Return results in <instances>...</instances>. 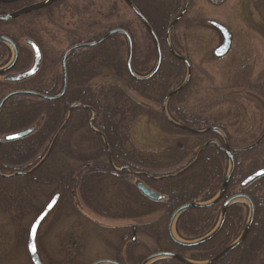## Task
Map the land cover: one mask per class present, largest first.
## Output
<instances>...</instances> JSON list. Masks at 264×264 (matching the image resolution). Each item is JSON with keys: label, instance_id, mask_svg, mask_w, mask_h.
Wrapping results in <instances>:
<instances>
[{"label": "trees", "instance_id": "obj_1", "mask_svg": "<svg viewBox=\"0 0 264 264\" xmlns=\"http://www.w3.org/2000/svg\"><path fill=\"white\" fill-rule=\"evenodd\" d=\"M34 1L23 0L13 4L0 3V15L15 12L26 6V4L34 3ZM65 1L67 0H61L50 8L24 16L18 20L0 23V34L10 37L20 49V60L14 71L26 70L32 59V53L24 41H20L18 36L14 35V32H6L5 27L16 26L25 19L52 15L55 8ZM131 1L147 19L159 41L162 62L156 75L149 81H138L130 75L127 67V57H125L126 51L128 54V44L126 38L120 34L113 36L99 46L80 51V54H76L68 63L69 89L63 99L48 102L19 96L13 98L2 110L0 114V135L5 136L32 126H36L37 129L23 140L5 143L0 147V172L6 175L14 172H25L38 163L37 159L43 158L47 152L46 147L51 145L55 135L64 123L69 106L77 102L82 106L90 107L95 112L94 126L104 134L111 149L114 164L118 167H130L136 172H142L153 178H161L155 181L148 177L138 179H142L148 187L162 194L164 200L162 202L151 201L142 196L134 186L123 182L121 177L127 174L126 171L119 173L117 178L113 177L110 164L103 159L104 155L107 156L103 141L99 135L93 133L94 138L100 142L101 149L96 152L88 150L81 154L80 158L75 161L79 164L68 170L66 182L57 176L47 175L49 167L47 163L31 176L15 179L0 177V203L2 200L6 207L11 206L9 199L5 202V189L15 185L17 179H25L27 183L34 181L38 186L56 185L57 190H62L63 197L70 196L72 200L80 197L85 206L90 208V211H95L98 204L96 193L98 185L108 180L116 181L117 179L116 182L119 186L127 185L129 194L133 197V204L145 207L148 210L149 217H154L148 226V238L154 241L156 249L149 248L148 254L169 252L179 254L195 262L208 261L239 237L247 221L246 210H248V206L246 204H233L228 210L226 221L220 233L213 240L196 248L186 249L175 245L170 240L167 229L165 232H157L155 235L150 232V229L154 226L167 225L172 214L180 207L190 203H207L217 195L229 168L227 156L221 150V148H224L226 138L235 159V171L224 199L240 194L250 197L255 207V219L246 241L219 264H264V261L260 263L259 260V253L264 250V178H260L246 187L241 186L242 181L247 176L264 166V133L258 141L250 146L235 148L232 145L231 134L225 126L216 121L209 123L210 121L198 116L189 107L183 105L182 102L186 99L192 87L190 81L180 94L169 100V116L176 123L193 130L214 127L221 132H210L207 135L195 136L193 137L195 139L193 145L181 146L175 151L168 150L167 153L171 161L168 164L145 160L135 153L133 148L131 150L126 149L125 145L129 142L130 134L125 132L126 134L123 135L124 131L122 130L123 127L128 131L129 125L137 117L146 116L149 118V116H156V118L150 119H154L159 123L160 129L164 133L186 137H189V135L169 124L162 109L157 112L134 102L124 86L112 84L98 88L97 91L93 90L94 87L91 84L93 79L103 76L113 77L122 81L140 97L151 102L158 101L157 103L162 108L168 94L178 89L184 82L182 78L186 67L183 62L177 60L171 54L166 34L169 24L180 14L186 0H165L159 10L154 6L157 0H147L146 4L139 0ZM251 5L254 10L261 12L264 21V0H252ZM182 21L172 31L171 43L176 53L185 57L191 64L190 59L180 51V44L175 36V32ZM113 29H123L129 34L133 45V71L140 77L148 76L157 63V52L148 32L150 46L146 48L145 53L139 54L137 34L130 24L112 26L106 32ZM23 35L34 41L36 40L35 35L29 30H25ZM99 38L79 41L76 44L93 42ZM38 44L42 49V45L39 42ZM42 53L44 67L38 76L19 84H9L0 80V90L9 93L18 90H33L50 96L59 94L61 74L54 72V68H52L53 64L56 63H47L51 58L49 53L44 49H42ZM11 57V49L5 44H0V68L9 62ZM48 74H52L53 84H47L45 81ZM156 93L158 100L153 98ZM127 101L134 106L132 108L129 106L126 109L125 103ZM12 112L14 114H11ZM91 116L92 114L88 109L81 107L76 108L73 112V117L83 120L84 124H88ZM72 126L70 123L68 128L60 135L49 158L50 161L62 153L61 145L65 144V136ZM202 149L203 151L197 163L185 174L170 179L162 178L182 171ZM168 169L172 171H166ZM221 209L222 205L220 204L209 209L189 210L183 213L176 223L178 236L185 241H194L208 235L216 227ZM94 213L97 214V212ZM130 246L122 250V256L118 257L119 264H140L146 259V257L135 258L134 253L130 252ZM132 247L134 249L132 251H135L137 246L132 245ZM131 255L132 257H130ZM154 264L181 263L173 259H162Z\"/></svg>", "mask_w": 264, "mask_h": 264}, {"label": "rangeland", "instance_id": "obj_2", "mask_svg": "<svg viewBox=\"0 0 264 264\" xmlns=\"http://www.w3.org/2000/svg\"><path fill=\"white\" fill-rule=\"evenodd\" d=\"M139 1L146 4L147 0ZM164 1H156L154 6L157 10L162 8ZM251 4L252 0H191L189 11L175 32L179 49L190 59L192 66V87L183 105L209 123L216 121L225 126L235 148L250 146L264 133V21L261 12L254 10ZM210 20L225 25L233 35L231 51L224 58L217 59L213 55L222 44V37L208 25ZM120 24L132 26L137 34L139 54L145 53L150 46L147 32L121 0H67L57 6L52 15L25 19L4 30L14 32L20 41L28 39L23 35L25 30L33 33L35 41L51 57L47 63H56L52 68L61 74V59L67 48L79 41L97 39L108 28ZM28 66H31V61ZM186 78L187 68L182 81L185 82ZM46 81L50 84L52 77L49 75ZM91 84L94 91L112 84L124 86L137 104L157 112L162 109L158 101L151 102L140 97L113 77H97ZM8 93L0 90V101ZM153 98L158 100L157 93ZM125 104L126 109L134 106L128 101ZM150 118L156 116L137 117L129 125L128 131L122 127L123 135L125 132L130 134L129 142L125 145L127 150L133 148L145 160L168 164L171 162L168 150L175 151L181 146L194 144V138L164 133L159 123ZM73 125L65 136V144L61 145L62 153L47 162V175L57 176L64 182L68 170L79 164L75 161L81 154L101 149L88 124L76 118ZM48 149L49 146L46 151ZM40 158L37 160L40 161ZM103 159L108 160L105 155ZM57 188L56 185L38 186L34 181L27 183L25 179H17L15 185L5 189V202L9 199L11 206L6 207L1 200L0 264H32L27 252L29 229L57 193ZM102 188L100 197L97 193L99 203L95 211H90L80 197L76 200L70 196L61 198L39 230L37 245L44 264H95L119 257L116 248L123 231L115 227H123L131 222L98 217L94 212L103 209L110 213L118 209L113 213L120 215L129 205L118 199L119 191L112 182L106 181ZM241 203L249 206L245 201ZM249 215L248 207L247 220ZM153 218L149 217L148 222L151 223ZM166 229L167 225H159L152 227L150 232L155 235ZM174 237L180 240L175 231ZM140 240L144 246L135 250V258L147 257L150 255L147 253L149 248L156 249L152 239L141 236ZM259 254L261 263L264 261V250Z\"/></svg>", "mask_w": 264, "mask_h": 264}, {"label": "water", "instance_id": "obj_3", "mask_svg": "<svg viewBox=\"0 0 264 264\" xmlns=\"http://www.w3.org/2000/svg\"><path fill=\"white\" fill-rule=\"evenodd\" d=\"M20 0H0L1 4H13L16 3ZM60 0H45L42 1L38 4H34L28 7H24L14 13L8 14V15H4V16H0V23H8L11 21H14L18 18H21L25 15H29L38 11H41L43 9L49 8L52 5L56 4L57 2H59ZM125 2V4L132 10V12L136 15V17L141 21V23L143 24V26L145 27V29L147 30V32L149 33V35L151 36L152 40L154 41V45H155V49L157 51V64L156 67L154 68V70L152 71L151 74H149V76L147 77H138L136 76V74L133 71L132 68V57H133V45H132V41L131 38L129 37V35L121 30V29H115L112 30L110 32H108L107 34H105L102 38H100L99 40L92 42V43H86V44H80L77 46L72 47L71 49L68 50V52L65 54V56L63 57V61H62V71H63V88L61 90V93L56 96V97H50V96H46V95H42L40 93H36V92H32V91H17V92H12L10 94H8L6 97L3 98V100L0 102V113L3 109V107L7 104V102H9L11 99L18 97V96H29V97H36L42 100H46V101H57L59 99H61L65 94H66V90H67V80H68V74H67V65H66V61L67 58L69 57V55L75 51L81 50V49H87V48H92V47H96L99 46L101 44H103L104 42H106L108 39H110L111 37H113L114 35H118L121 34L123 36L126 37L127 42H128V59H127V67H128V71L130 73V75L138 80V81H149L151 80L156 73L159 71L160 66H161V62H162V54H161V49H160V45H159V41L152 29V27L150 26L149 22L147 21V19L139 12V10L136 8V6L133 4V2L131 0H123ZM190 1L191 0H186L185 6L183 8V10L181 11V13L171 22V24L168 27L167 30V43L169 45V49L171 54L173 55L174 58H176L177 60L183 62L186 67H187V78L185 80V82L183 83V85L178 88L177 90L171 92L165 99L164 102V106H163V111H164V116L166 118V120L172 124L173 126H175L176 128L191 134V135H196V136H200V135H204L207 132L210 131H216L217 129L212 128V129H208L205 131H196V130H192L190 128H187L183 125H180L176 122H174L169 116L168 113L166 111V104L168 102V100L181 93L185 87L187 86V84L190 81L191 78V68H190V64L188 62L187 59H185L184 57L178 55L174 48L172 47L169 37L170 34L172 32V30L180 23V21L183 19V17L185 16V14L188 11L189 5H190ZM210 26H212L213 28H215L222 36V44L220 47H218L215 51H214V56L216 58H223L225 57L231 50L232 47V34L230 33V31L228 30V28L224 25H222L221 23H218L216 21H210L209 22ZM0 43H4L7 44L9 46L12 47L13 52H14V57H13V61L5 68L0 69V77L3 76L4 80L6 82L9 83H19V82H23L26 80H29L31 78H33L35 75H37L41 69L42 66V55H41V50L40 47L32 40L27 39L25 41V43L30 46V48L33 51L34 54V62L33 65L30 69H28L27 71L21 72V73H17V74H12V70L14 69V67L16 66L18 60H19V50L17 45L8 37L6 36H0ZM81 108L84 109H89L91 110L89 107H84L82 105H78ZM75 106H72L70 108L69 111V116L68 119L66 120V123L64 124V126L60 129V131L57 133L55 139L53 140V143L47 153V155L45 156V158L35 167L33 168L31 171H27V172H19L16 173L12 176H6L3 175L2 173H0L1 177L4 178H15V177H20V176H29L31 174H33L34 172H36L48 159V157L50 156V154L52 153L56 142L60 136V134L62 133V131L64 130V128L67 126L71 116H72V110ZM95 120V115L93 117V119L90 121L89 126L90 129L93 130L95 133L99 134L100 136L103 137L102 133H100L99 131H97L94 127H93V123ZM35 131V128H28L26 130L23 131H19V132H15L9 135H6L5 137H1L0 136V147L3 143H9V142H15V141H20L24 138H26L27 136H29L30 134H32ZM104 139V137H103ZM105 145H106V141L104 139ZM107 151H108V155L109 158L111 160V155H110V149L108 148V146H106ZM222 151L226 154L228 161L230 163V169L229 172L227 173L223 185L221 187V189L219 190L218 194L216 195V197L214 198V200H212L209 203L206 204H199V203H190V204H186L184 206H182L181 208H179L172 216L170 224H169V236L171 238V240L178 245L179 247L182 248H187V249H191V248H196L199 247L201 245H204L206 243H208L209 241L213 240L222 230L224 223L226 221V217H227V212L229 207L234 204L236 201L238 200H246L249 205H250V215L249 218L247 220V223L243 229V232L241 233V235L239 236V238L234 241L232 244H230L225 250H223L220 254H218L216 257L205 261V262H194V261H190L186 258H184L183 256L177 255V254H169V253H160L158 255L152 256L150 257L146 262H144L143 264H149L152 261L158 260V259H163V258H169V259H173L181 264H219L220 262H222L226 257H228L231 253H233L236 249H238L248 238L250 232H251V228L253 226L254 223V219H255V207L253 204V201L250 199V197H247L246 195H237L231 199H229L223 206L222 211H221V216H220V221L219 224L217 225V227L208 235H206L205 237L197 240V241H188V242H182L177 240L174 235H173V227H174V222L175 220L184 212L188 211V210H198V209H209L212 208L213 206H215L226 194L230 182L233 178L234 175V171H235V159L232 153V150L229 146V143L227 141V139L225 138V148L222 149ZM202 152V151H201ZM200 156L197 157V159L188 167V169H186L185 171L191 169L196 162L198 161ZM111 162V161H110ZM122 170H127V168H122ZM183 172H181L180 174H182ZM134 175H142V174H137V173H133ZM178 175H173L170 176L169 178H175ZM148 178H150L151 180L155 181L158 180L156 178L147 176ZM166 178V177H165ZM168 178V177H167ZM260 178H264V168H261L257 171H255L254 173H252L251 175H249L247 178H245V180L242 182L241 186L242 187H246L247 185L251 184L252 182L260 179ZM160 180V179H159ZM137 189L139 190V192L146 198H148L151 201H155V202H159L162 200V195L156 193L155 191H153L152 189H150L148 186H146L143 183H139L137 185ZM60 199V194H56L52 200L49 202V204L44 208V210L42 211V213L37 217V219L34 221L33 225L31 226L30 230H29V236L27 239V250H28V254L29 257L31 259L32 264H44L39 256V252L37 249V243H36V239H37V234L39 231V228L42 224V222L45 220V218L53 211V209L56 207L58 201ZM35 246V251H33L32 246ZM95 264H118L112 261H100L97 262Z\"/></svg>", "mask_w": 264, "mask_h": 264}, {"label": "flooded vegetation", "instance_id": "obj_4", "mask_svg": "<svg viewBox=\"0 0 264 264\" xmlns=\"http://www.w3.org/2000/svg\"><path fill=\"white\" fill-rule=\"evenodd\" d=\"M20 1H23V0H20ZM42 0H40V1H38V2H36V1H34L35 3H32V4H26V6H24V7H28V6H31V5H34V4H36V3H39V2H41ZM61 1V0H60ZM59 1V2H60ZM19 2V1H18ZM17 3V2H16ZM24 7H22V8H24ZM22 8H20V9H22ZM50 8V7H49ZM19 9V10H20ZM47 9V8H46ZM44 10V9H43ZM42 11V10H41ZM38 12H40V11H38ZM35 13H37V12H35ZM32 14H34V13H32ZM0 36H5V35H2V34H0ZM8 38H10V37H8ZM11 39V38H10ZM12 40V39H11ZM13 41V40H12ZM14 42V41H13ZM15 43V42H14ZM0 44H4V43H0ZM16 44V43H15ZM17 45V44H16ZM75 45H78V44H75ZM75 45H72V46H70L69 48H67V50L64 52V55L62 56V59H61V89H60V92H61V90H62V88H63V71H62V61H63V57L65 56V54L68 52V50L71 48V47H74ZM40 46V45H39ZM17 47H18V50H19V53H20V49H19V46L17 45ZM30 48V47H29ZM40 49H41V47H40ZM83 50H86V49H81V50H78V51H75V52H73V53H71L70 55H69V57L67 58V61H66V65H67V67H68V63H69V61L76 55V54H78L80 51H83ZM31 51H32V49H31ZM32 53V59H31V66L29 67H27L26 69H30L31 67H32V65H33V62H34V54H33V51L31 52ZM41 55H42V66H41V69H40V71H39V73L38 74H40V72L42 71V69H43V67H44V58H43V53H42V50H41ZM19 60H20V56H19ZM19 60H18V62H19ZM10 62H12V57H11V59H10V61L7 63V64H9ZM18 62H17V64H18ZM6 64V65H7ZM16 64V65H17ZM49 66H52V65H49ZM15 70V67H14V69H13V71L11 72L12 74H17V73H19V72H16V71H14ZM24 71H27V70H24ZM38 74L37 75H35L33 78H35L36 76H38ZM67 74H68V69H67ZM51 76L52 77V74H48L47 75V78H48V76ZM33 78H31V79H33ZM96 79V78H95ZM0 80H3L4 82H6L5 80H4V77L3 76H1L0 77ZM30 80V79H29ZM94 80V79H93ZM92 80V81H93ZM26 81H28V80H26ZM26 81H23V82H26ZM46 81V80H45ZM23 82H19V83H23ZM47 82V81H46ZM190 82V81H189ZM6 83H9V82H6ZM19 83H9V84H19ZM55 83V82H54ZM92 83V82H91ZM50 84H53V79H52V82L50 83ZM69 75H68V80H67V90H66V94L61 98V99H63L66 95H67V92H68V89H69ZM189 84V83H188ZM188 84H187V86H188ZM186 86V87H187ZM185 87V88H186ZM177 90V89H176ZM18 91H32V92H36V91H33V90H18ZM175 91V90H174ZM14 92V91H13ZM17 92V91H16ZM173 92V91H172ZM36 93H40V92H36ZM40 94H42V95H46V96H50V95H47L46 93H40ZM59 94H56V95H54V96H50V97H56V96H58ZM178 95V94H177ZM6 96V95H5ZM4 96V97H5ZM176 96V95H175ZM27 97V96H26ZM174 97V96H173ZM27 98H31V99H35V100H40V101H46V100H42V99H39V98H36V97H27ZM172 98V97H171ZM170 98V99H171ZM61 99H59V100H61ZM169 99V100H170ZM168 100V101H169ZM11 101V100H10ZM9 101V102H10ZM58 101V100H57ZM9 102H7V104L9 103ZM48 102H54V101H48ZM6 104V105H7ZM168 104V103H167ZM5 105V106H6ZM79 103H77V102H74V103H72L70 106H69V108H68V111H67V114H66V117H65V120H64V123L62 124V126L60 127V129L64 126V124L66 123V120L68 119V116H69V111H70V108L72 107V106H75L74 108H73V110H72V116H71V118H70V120H69V122H68V124H67V126L64 128V130L65 129H67L68 128V126H69V124L71 123L72 125L74 124V119H75V117H73V112H74V110L76 109V108H78L79 106ZM4 106V107H5ZM4 107H3V109H4ZM168 107V106H167ZM2 109V110H3ZM89 110V109H88ZM90 111V110H89ZM168 112V111H167ZM163 114H164V111H163ZM79 120V119H78ZM79 121H81V120H79ZM79 123V122H78ZM170 124V123H169ZM172 125V124H171ZM73 126H75V125H73ZM72 126V127H73ZM173 126V125H172ZM32 127H34L35 128V131H36V126H32ZM71 127V128H72ZM173 127H175V126H173ZM176 128V127H175ZM212 128H214V127H211V128H205V129H203L204 131L205 130H208V129H212ZM178 129V128H177ZM215 129H217V128H215ZM63 130V131H64ZM180 130V129H179ZM203 130H198V131H203ZM34 131V132H35ZM182 131V130H181ZM33 132V133H34ZM182 132H184V131H182ZM210 132H217V133H220L219 131H210ZM210 132H207L206 134H204V135H207L208 133H210ZM32 133V134H33ZM184 133H186V132H184ZM186 134H188V133H186ZM189 135V137H191V138H193V137H195L196 135H191V134H188ZM200 136H202V135H200ZM200 154L201 153H199V154H196L195 156H194V159L192 160V162H190L188 165H187V167L186 168H184L182 171H180V172H178V173H176L175 175H178V174H180L181 172H183L182 174H180L179 176H181V175H183V174H185L187 171H185L186 169H188V167L197 159V157L198 156H200ZM113 161V160H112ZM110 161H108V163H109ZM197 163V162H196ZM111 167H112V176L113 177H119V173H122L123 171H126V175H124V176H122L121 177V179L123 180V182H125V183H127V184H130V185H132V186H134L135 187V189L139 192V190L137 189V185L139 184V183H143V184H145L146 185V183L142 180V179H138V178H140V177H138V176H133L132 174H130V171H134V170H132L130 167H127V166H125V168H127V170H119L120 168H118L117 166L115 167V165H111ZM123 168V167H122ZM179 176H177V177H179ZM170 179V178H169ZM108 181H110V182H112L113 183V186L116 188V189H118V194H117V196H119L118 197V199H120V200H123V202H125L126 203V205L128 204L129 206H128V208H127V210H125L124 209V213H120V215H114V213L113 212H116L117 210H112L110 213H109V210H108V212H107V210H103V209H98V211H97V214H99V215H101V216H99V215H97L98 217H103V218H106V219H119V220H122V221H126V223L129 221V222H131L129 225H125V226H123V227H115V229H118V230H120V231H123V234H122V236H121V238H120V243H119V245L117 246V248H116V252H117V256H119V257H121L122 256V250H124L125 248H127L128 246H130V244H132V245H135V250L137 249V248H139V246H144V244L142 243V241L140 240V237L142 236V237H148V229H149V225H150V223L148 222V219H149V215H148V210L144 207H139V206H137V205H134L133 204V201H132V195L130 196V194H129V190H128V187H127V185H124V186H119L118 184H117V179H116V181H114V180H108ZM106 182V181H105ZM105 182H103V183H101V184H99L98 186V190H97V192L96 193H98V196L100 197V193H101V191H103V188H102V184H104ZM58 192H60L61 194H62V190L60 189V190H58ZM156 192V191H155ZM156 193H158V192H156ZM158 194H160V193H158ZM160 195H162V194H160ZM241 195V194H240ZM235 196H237V195H235ZM235 196H232L231 198H233V197H235ZM162 200L161 201H159V202H162L163 200H164V196L162 195ZM225 198V196L216 204V206L217 205H222V208H223V206H224V204L229 200V199H231V198H227V199H224ZM52 199V198H51ZM97 201H98V203H99V198L97 197ZM50 202V201H49ZM155 202V201H154ZM238 201H236L234 204H236ZM102 203V202H101ZM233 205V204H232ZM231 205V206H232ZM230 206V207H231ZM127 207V206H126ZM125 207V208H126ZM229 207V208H230ZM181 208V207H180ZM229 210V209H228ZM177 211V210H176ZM175 211V212H176ZM189 211V210H188ZM42 212V211H41ZM40 212V213H41ZM174 212V213H175ZM187 212V211H186ZM173 213V214H174ZM185 213V212H184ZM228 213V212H227ZM51 214V213H50ZM173 214H172V216H173ZM183 214V213H182ZM181 214V215H182ZM172 216L170 217V221H171V218H172ZM180 217V216H179ZM178 217V218H179ZM178 218L175 220V222H174V227H173V231H175L176 232V234H177V231H176V223H177V220H178ZM170 221L168 222V224H167V234H169V224H170ZM152 225V224H151ZM151 229H152V227H151ZM150 229V230H151ZM146 230V231H145ZM177 236H178V234H177ZM178 238H180L179 236H178ZM198 240V239H197ZM183 241H185V240H183ZM185 242H188V241H185ZM175 244V243H174ZM132 245L130 246V252H132V253H134L135 251H132V249H133V247H132ZM146 245V244H145ZM178 246V245H177ZM187 249V248H186ZM134 250V249H133ZM160 253H169V252H158V253H156V254H152V255H150V256H148V257H146V259H144L140 264H143L144 262H146L150 257H152V256H155V255H158V254H160ZM169 254H171V253H169ZM177 255H179V254H177ZM181 256V255H180ZM130 257H132V255L130 256ZM184 257V256H183ZM128 258V257H127ZM184 258H186V257H184ZM227 258V257H226ZM118 259L119 258H116L115 260H114V262H118ZM165 259H169V258H165ZM186 259H188V258H186ZM159 260H162V259H158V260H155V261H152L151 263H149V264H154L155 262H157V261H159ZM189 260V259H188ZM191 261V260H190Z\"/></svg>", "mask_w": 264, "mask_h": 264}, {"label": "snow or ice", "instance_id": "obj_5", "mask_svg": "<svg viewBox=\"0 0 264 264\" xmlns=\"http://www.w3.org/2000/svg\"><path fill=\"white\" fill-rule=\"evenodd\" d=\"M32 248H33V251H35V246L34 245L32 246Z\"/></svg>", "mask_w": 264, "mask_h": 264}]
</instances>
